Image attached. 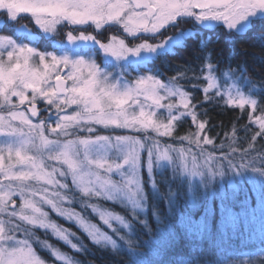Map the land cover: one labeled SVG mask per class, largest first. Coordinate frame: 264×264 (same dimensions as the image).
Here are the masks:
<instances>
[{"label": "snow or ice", "instance_id": "6c2138e0", "mask_svg": "<svg viewBox=\"0 0 264 264\" xmlns=\"http://www.w3.org/2000/svg\"><path fill=\"white\" fill-rule=\"evenodd\" d=\"M0 19L4 21L0 24V264H45L32 246L35 228L50 229L71 249L81 252L83 246L78 248L69 238L75 234L52 221L43 206L75 221L95 245L110 247L115 254L118 245L112 236L64 204H72L76 192L118 203L131 211L135 223L150 232L147 220L137 213L146 215L148 210L146 183L154 196H160L153 173L154 168L162 169L165 164L193 181L199 178L204 189L217 176L224 177L225 170L233 176L251 170L264 181V155L253 156L251 147L240 153L231 144L214 145L206 136L201 142L206 125L197 116L200 105L193 103V96L181 83L187 81L194 91H200L204 102L219 98L226 105L239 109L250 106L255 112L258 105L253 96L264 95V84L257 86L243 66L239 75L230 63L220 70L207 52L199 74L192 76H188V71H195L191 67L166 80L152 74L151 67L135 77L129 72L134 64L174 54L178 46H186L187 39L198 36L195 29L180 27L189 20L201 31H214L223 25L230 35L233 30L237 35L246 34L256 21H264V0H0ZM25 19L32 20L39 32L22 24ZM9 25L13 35L3 33ZM112 27L141 42L130 46L127 39L115 35L107 42L97 38ZM173 29L179 31L165 36ZM61 34L64 39H57ZM256 39L264 46V34H257ZM41 40L48 41L54 50L30 46ZM222 79L231 81L230 86L222 89ZM192 81H202L203 86ZM38 99L46 104L49 116L34 123L32 118L39 114ZM158 112H166L164 119ZM261 113L253 121L258 126L253 139L264 137V108ZM181 118L190 119L197 129L181 137V142L195 145L198 152L191 147L161 145L159 139L147 135L171 137ZM123 130L144 135L111 134ZM104 132L109 134H101ZM203 145H214L213 151ZM168 191L166 207L170 216H178L177 224L165 223L153 211L157 236L148 241L136 236V247L133 240L126 241L124 255L131 264H165L160 245L175 239L176 227L192 239L193 247L210 231L207 217L194 215L191 186L187 212H173L177 194L170 188ZM87 206L105 225L111 227L110 221L115 220L129 228L122 215L96 204ZM215 211L213 208L211 214ZM221 212L228 218L233 209L224 207ZM16 232H23L24 239H18ZM119 239L125 240L124 236ZM147 245H154L151 255L139 251ZM46 249L63 264H79L51 245ZM244 255H264V242ZM182 259L194 264L195 257ZM236 259L242 257H228L222 264H232Z\"/></svg>", "mask_w": 264, "mask_h": 264}, {"label": "trees", "instance_id": "16d2710c", "mask_svg": "<svg viewBox=\"0 0 264 264\" xmlns=\"http://www.w3.org/2000/svg\"><path fill=\"white\" fill-rule=\"evenodd\" d=\"M21 22L30 24V19ZM180 27L182 29H195L199 35L187 39L186 46L183 44L178 46L174 50V54L161 57L155 62L134 64L135 70L129 69L131 77H135L148 67H151L152 74H158L161 79L165 80L189 69V67L195 71H188V76L199 74V67L204 63L205 53L211 52L212 60L219 64L220 70H225L230 63L239 75V68L243 66L248 78L253 80L257 86L264 84V46H261V43L256 39L257 34H264V21H256L252 30L244 35L235 34L234 30L230 35L226 26L223 25L216 27L214 31H201L198 25L191 20L182 23ZM176 31L179 29L166 31L165 36L172 35ZM3 32L13 35L12 26L5 27ZM113 32L123 37L121 33L117 32L116 27ZM108 33L110 34L111 31ZM125 39L131 45L141 42L139 39L135 41L127 37ZM97 60L102 63L99 56ZM181 83L186 90L190 91L194 98L193 103L200 105L196 109L197 116L206 125L202 132V139L206 136L214 141V145L231 144L240 153L246 152L251 147L253 156L264 155V137L256 136L253 139L258 131V126L253 121L262 114L264 95L253 96L258 105L256 111L253 112L250 106L239 109L226 105L225 101L219 98L204 102V97L200 91H194L187 81H181ZM192 84L203 86L202 81H192ZM244 91L248 94L247 89ZM196 131L197 129L190 119L181 118L175 123L172 136L163 137L161 140L165 145L172 147L184 145L186 148L191 147L192 151H197L195 145H189L187 141L182 143L180 139L183 136H190ZM214 145H204V148L212 152ZM214 154L219 155L220 153ZM147 179L145 174L144 180L147 181ZM153 180L160 196H154L146 183L148 210L146 215L137 213L140 219L147 220L148 227L151 229L150 232H146L145 228L135 223L131 211L126 210L122 205L105 201L102 198L84 197L76 192L74 202L70 204L71 208L79 212L85 219L101 226L110 233L118 245L115 254L110 247L105 249L103 245H95L87 233L75 222L68 221L52 212L50 219L75 234L70 236V239L78 245V248L83 246L81 248L83 254L71 249L68 243L56 238L50 232L35 229L32 230L35 233L33 245L38 255L47 263L63 264L62 261H57L53 255H50L49 250L46 249V245L50 244L53 249L71 256L79 264H131L129 257L124 255L128 247L126 241L133 240V247H136V236H140L144 241L157 236L158 224L153 211L158 213L165 223L175 226L178 216H170L166 207L170 199L168 190L170 188L172 193L177 194L174 197L176 207L173 212H187L190 202L189 186H191L193 190L191 202L196 205L193 208L194 215L197 218L201 217L202 214L207 217L210 223V231L196 244V247H193L192 239L187 237L181 228L176 227L175 239L167 240L160 245L164 249L161 258L165 264H172L173 261H176L177 264H193L192 260L182 259L193 256L195 257L194 264H222L228 257H242V259L233 261L232 264H264V255H244L245 252L256 249L264 242V200L261 199V194L264 193V186H262L264 181L258 173L249 170L245 175L237 178L232 177L226 170L224 177L217 176L204 189L198 179L193 181L178 171L173 172L165 164L162 169H154ZM89 204H96L99 208L122 215L129 224V228H124L118 224L112 227L104 225L101 223L98 213H94L87 206ZM224 207L233 209V214L228 218H224V214L221 212ZM213 208L216 209L214 215L211 214ZM120 236H124L125 240L121 241ZM153 248L154 245H147L140 248L139 251L151 255Z\"/></svg>", "mask_w": 264, "mask_h": 264}, {"label": "rangeland", "instance_id": "374dc122", "mask_svg": "<svg viewBox=\"0 0 264 264\" xmlns=\"http://www.w3.org/2000/svg\"><path fill=\"white\" fill-rule=\"evenodd\" d=\"M4 23V21H3V19H0V24H3ZM22 24H26V23H24V22H21ZM34 33H36V32H39V29H38V27L34 24V22L32 21V20H30V24H26ZM10 26V25H9ZM115 27H112L109 31H111V33L109 34L108 32H106L104 35H102V36H100V35H98V39H100L102 42H107V40H108V38H109V36H111V35H115V36H118V35H116V34H114V32H113V29H114ZM117 28V27H116ZM5 29V28H4ZM4 29H3V31H4ZM186 29H190V28H186ZM66 30H68V29H65V31ZM4 34H7V33H5V32H3ZM92 34H96L95 32H93ZM7 35H10V34H7ZM173 35V34H172ZM118 37H120V38H123L122 36H118ZM14 38H16L15 36H14ZM57 39H59V40H63L64 39V36L61 34L60 36H58L57 37ZM18 42H19V40H18ZM25 43H27L28 41L27 40H25L24 41ZM127 42L129 43V45L131 46V43L127 40ZM149 42H151V43H155V42H157V41H152V40H150ZM138 43H140V42H138ZM137 43V44H138ZM30 46H35V47H38V49L39 50H41V51H53L54 49L49 45V43H48V41H45V40H41L40 41V43H38V44H34V45H30ZM143 55V54H142ZM135 59H137V58H134V57H130V60H135ZM129 72H130V70H129ZM221 84H222V89H225V88H227V87H229L230 86V84H231V81H228V82H225L224 80L223 81H221ZM247 94V93H246ZM29 95H31V93H29ZM13 100L15 101L16 100V98L14 97L13 98ZM36 106H37V108L39 109V114H38V116L37 117H35V118H32L33 119V122L35 123V122H37L38 120H41V119H43V120H47L48 119V116H49V113H48V111H45V108L47 107L46 106V104L45 103H43L41 100H37V102H36ZM69 111H71V109H69ZM161 112H163V110H161ZM164 115H166V112H164V114L163 115H161V113H159L158 112V116L160 117V119H164ZM54 118V117H53ZM101 134H109V133H107V132H104V133H101ZM111 134H113V135H119V134H128V135H141V138H143V135L144 134H138V133H134V132H131V131H128V130H123V131H117L116 133H111ZM147 135H149V136H152L154 139H159V141H160V143H161V145H165V144H163L162 143V140L161 139H163V137H157L156 136V134H154V133H151V132H149ZM201 136H202V133H201ZM201 142H203V139L201 138ZM204 146V145H203ZM181 147H183V148H186L184 145H181V146H176V147H174V148H181ZM195 148H196V146H195ZM194 150V149H193ZM193 152H198V149H197V151H193ZM155 169V168H154ZM225 172H226V170H225ZM228 173H230V172H228ZM231 174V173H230ZM147 175V174H146ZM145 176V175H144ZM231 176L232 177H237L238 178V176H233L232 174H231ZM219 177V176H218ZM144 178V177H143ZM198 180H199V178H197ZM16 203H17V206H19V204H20V201L19 200H17L16 201ZM44 207V210L45 211H48L49 212V217H50V215H51V213L53 212L48 206H43ZM64 207L65 208H71V206H70V204H68V203H65L64 204ZM100 209H102V208H100ZM102 210H105V209H102ZM105 211H109V210H105ZM77 212V211H76ZM54 213V212H53ZM79 213V212H78ZM114 213V212H113ZM54 214H56V213H54ZM114 214H116V213H114ZM57 215V214H56ZM81 215V214H80ZM99 215V214H98ZM51 218V217H50ZM63 218V217H62ZM100 218V217H99ZM65 219V218H64ZM85 219V218H84ZM52 220V219H51ZM67 220V219H66ZM85 220H87V219H85ZM101 220V219H100ZM53 221V220H52ZM68 221H70V220H68ZM91 225H94L96 228H98L102 233H105V234H107V235H110V233L109 232H107L106 230H104L101 226H99V225H97V224H95V223H93V222H91V221H89V220H87ZM55 222V221H54ZM72 222H75V221H72ZM76 223V222H75ZM101 223H103V221L101 220ZM77 224V223H76ZM104 224V223H103ZM110 224H111V227L112 226H114V225H116V224H118V225H120V223L118 222V221H115V220H112V221H110ZM59 225V224H58ZM78 225V224H77ZM105 225V224H104ZM106 226H108L109 227V225H106ZM120 226H122V225H120ZM30 227V226H29ZM60 227H62V226H60ZM62 228H64V227H62ZM81 228V227H80ZM35 229H38V230H43V231H45V232H50L53 236H55L56 238H58L50 229H48V230H45V229H40V228H35ZM35 229H32L33 231L35 230ZM64 229H67V228H64ZM68 230V229H67ZM14 235H16L17 236V238L18 239H24V233L23 232H16V233H14ZM111 236V235H110ZM70 238V237H69ZM58 239H60V238H58ZM71 240V239H70ZM67 243V242H66ZM47 245H50V244H47ZM32 246H33V248L35 249V247H34V245H33V242H32ZM36 250V249H35ZM56 250V249H55ZM37 252V251H36ZM38 254V253H37ZM58 261V260H57ZM63 262V261H62ZM45 264H58L57 262H54V263H47V262H45Z\"/></svg>", "mask_w": 264, "mask_h": 264}, {"label": "flooded vegetation", "instance_id": "af4514ba", "mask_svg": "<svg viewBox=\"0 0 264 264\" xmlns=\"http://www.w3.org/2000/svg\"><path fill=\"white\" fill-rule=\"evenodd\" d=\"M117 32L121 33L123 35V38H126L125 34L119 28H117Z\"/></svg>", "mask_w": 264, "mask_h": 264}]
</instances>
